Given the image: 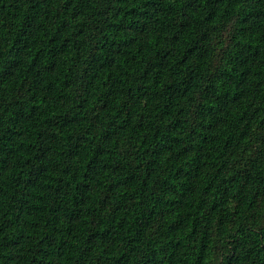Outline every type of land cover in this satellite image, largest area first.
<instances>
[{
  "label": "trees",
  "instance_id": "16d2710c",
  "mask_svg": "<svg viewBox=\"0 0 264 264\" xmlns=\"http://www.w3.org/2000/svg\"><path fill=\"white\" fill-rule=\"evenodd\" d=\"M0 264H264V0H0Z\"/></svg>",
  "mask_w": 264,
  "mask_h": 264
}]
</instances>
